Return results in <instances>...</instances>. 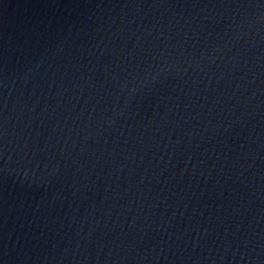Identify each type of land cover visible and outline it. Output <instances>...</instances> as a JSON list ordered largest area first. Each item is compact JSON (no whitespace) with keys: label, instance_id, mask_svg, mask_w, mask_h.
<instances>
[{"label":"water","instance_id":"obj_1","mask_svg":"<svg viewBox=\"0 0 264 264\" xmlns=\"http://www.w3.org/2000/svg\"><path fill=\"white\" fill-rule=\"evenodd\" d=\"M0 264H264V0H0Z\"/></svg>","mask_w":264,"mask_h":264}]
</instances>
